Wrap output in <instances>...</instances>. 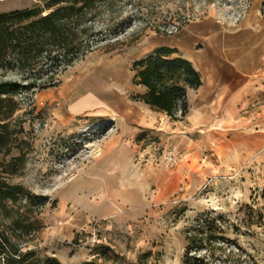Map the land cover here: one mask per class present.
<instances>
[{
    "label": "rangeland",
    "instance_id": "rangeland-1",
    "mask_svg": "<svg viewBox=\"0 0 264 264\" xmlns=\"http://www.w3.org/2000/svg\"><path fill=\"white\" fill-rule=\"evenodd\" d=\"M43 1L0 0V12ZM207 17L264 24V0H111L92 22L99 43L71 65L39 60L0 68V82L13 83L6 95L16 103L0 121L7 139L0 181L24 187L15 200L0 202V233L11 248L60 264H185L186 256L207 264H264V75L241 119L228 130L214 125L194 156L156 128L128 143L112 115H68L58 93H42L52 85L40 86L51 75L58 84L82 74L117 52L139 57L152 38ZM144 135L148 144L160 142L157 158L148 147L149 161L138 153L147 143L133 146ZM65 202L68 215L60 213ZM77 206L90 217L67 227L81 213Z\"/></svg>",
    "mask_w": 264,
    "mask_h": 264
},
{
    "label": "crops",
    "instance_id": "crops-1",
    "mask_svg": "<svg viewBox=\"0 0 264 264\" xmlns=\"http://www.w3.org/2000/svg\"><path fill=\"white\" fill-rule=\"evenodd\" d=\"M160 45L177 48L180 55L192 62L202 80L199 87L187 88L188 112L184 116L177 113L176 119L131 97L146 90L144 85L133 82L132 61ZM138 52L139 57L130 51L97 60L84 73L67 75L42 93H58L55 100L65 102L68 115L87 111L112 115L120 131H125L129 137L128 143L135 136H143L144 132L154 133L156 128L160 130L156 134L161 136L165 135L164 130L170 132L171 141L194 156L200 152L196 144L211 139L209 131L214 125L218 124L223 130L231 129L229 124L241 119L236 117L245 100L258 93L264 75V24L251 17L234 26L207 17L189 23L173 34L152 38ZM146 136L138 140L139 144L134 143V148L140 149L147 143ZM159 143H147L138 152L142 159L151 160L152 152L148 148L151 145L157 158ZM115 151L113 149L111 153ZM60 207L61 214H69L67 202ZM77 209L81 213L74 218L71 215L66 220L67 227L79 225L90 217L88 209L80 206Z\"/></svg>",
    "mask_w": 264,
    "mask_h": 264
},
{
    "label": "trees",
    "instance_id": "trees-1",
    "mask_svg": "<svg viewBox=\"0 0 264 264\" xmlns=\"http://www.w3.org/2000/svg\"><path fill=\"white\" fill-rule=\"evenodd\" d=\"M111 0H44L41 5L0 12V68L24 67L37 61L63 62L64 68L92 51L99 43L92 22L98 7ZM133 82L146 87L133 94L135 100L164 111L176 119L188 112L187 88H197L202 80L192 62L175 47L160 45L131 63ZM51 75L43 85H54ZM12 82H0V121L16 108L12 95H6ZM4 123H0L2 126ZM7 144L0 132V151ZM24 191L21 184L0 181V202L15 200ZM32 251L11 248L0 233V264H60L54 257L31 259ZM187 255V253H186ZM185 264H207L186 256Z\"/></svg>",
    "mask_w": 264,
    "mask_h": 264
},
{
    "label": "bare ground",
    "instance_id": "bare-ground-1",
    "mask_svg": "<svg viewBox=\"0 0 264 264\" xmlns=\"http://www.w3.org/2000/svg\"><path fill=\"white\" fill-rule=\"evenodd\" d=\"M183 32V31H182ZM179 35V34H178ZM203 58V57H202ZM110 67V66H109Z\"/></svg>",
    "mask_w": 264,
    "mask_h": 264
},
{
    "label": "built area",
    "instance_id": "built-area-1",
    "mask_svg": "<svg viewBox=\"0 0 264 264\" xmlns=\"http://www.w3.org/2000/svg\"><path fill=\"white\" fill-rule=\"evenodd\" d=\"M20 95V93H18Z\"/></svg>",
    "mask_w": 264,
    "mask_h": 264
}]
</instances>
